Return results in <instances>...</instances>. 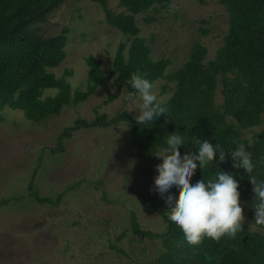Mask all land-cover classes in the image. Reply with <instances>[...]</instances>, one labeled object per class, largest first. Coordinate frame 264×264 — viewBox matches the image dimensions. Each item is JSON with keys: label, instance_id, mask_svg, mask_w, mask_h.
<instances>
[{"label": "rangeland", "instance_id": "374dc122", "mask_svg": "<svg viewBox=\"0 0 264 264\" xmlns=\"http://www.w3.org/2000/svg\"><path fill=\"white\" fill-rule=\"evenodd\" d=\"M115 14L126 13L121 0H108ZM106 11L91 0H66L35 26L44 38L67 30L63 63L49 70L65 79L73 96L86 93L88 59L103 63L110 80L106 90L83 102L73 101L58 116L32 122L24 112L6 108L0 117V264H157L165 247L133 233L136 216L144 231L164 233L167 224L149 203L155 188L149 181L145 154L131 139L135 105L127 94L114 100L117 73L114 61L121 46L127 58L134 38L111 27ZM156 18L152 24L146 19ZM139 36L146 40L151 59L170 60L169 77L190 60L194 47L208 50L205 63L215 61L230 31V13L222 0H175L168 11L150 10L136 16ZM176 84L167 78L153 83L163 104L173 96ZM58 90H46L43 98ZM215 104H224L223 89L217 88ZM121 114L130 119L110 127L84 128L61 140L78 120L93 123L99 116L109 121ZM228 123L240 130L232 118ZM251 145L264 131L262 124L240 130ZM131 165V166H130ZM251 231L264 235L255 224L254 207L240 199Z\"/></svg>", "mask_w": 264, "mask_h": 264}, {"label": "trees", "instance_id": "16d2710c", "mask_svg": "<svg viewBox=\"0 0 264 264\" xmlns=\"http://www.w3.org/2000/svg\"><path fill=\"white\" fill-rule=\"evenodd\" d=\"M65 1L0 0V117L6 108H13L23 111L28 120L41 122L60 115L73 99L80 103L99 88H108L110 80L104 74L103 63L94 57L88 59L90 76L86 93L73 96L71 85L49 72L66 58L67 30L60 36L44 38L38 35L35 26L46 23L49 15ZM91 1L105 9L111 27L134 38L128 57L122 45L115 58L116 92H108L110 100L123 92L127 95L133 92L128 84L133 73L145 76L152 83L167 78L176 84L172 98L164 104L168 114L149 125L136 124L131 132L134 146L147 158L149 181L155 188L149 194V203L163 218L167 230L161 234L144 231L133 215V233L162 241L165 252L157 264H264V235L251 231L247 225L235 237L225 236L218 242L206 237L197 246L189 245L181 229L169 222L168 204L154 183L158 175L156 167L161 163L154 152L164 146L163 141L170 135L179 133L185 137L188 143L182 149L185 157L196 153L195 139L219 143L225 152L244 143L254 165L251 174L243 168H234L231 154L226 153L224 162L219 161L217 154L216 160L204 169L197 162L190 182L213 179L217 172L227 171L240 184V199L253 206L250 175L264 180V131L250 145L240 130L260 126L264 116V0H222L230 13V31L215 61L205 63L208 50L197 45L189 62L169 77L165 72L172 62L151 59L146 40L138 37L136 16L150 10L168 11L175 0H121L127 12L118 15L108 8V0ZM146 21L152 24L156 18ZM219 86L224 95L222 107L215 104ZM46 90H58V94L44 99ZM229 118L237 122L240 130L228 123ZM127 119H130L127 114H121L111 121L106 116H99L93 123L78 120L74 127L65 130L61 140L84 128L110 127ZM173 195L179 198L180 193L176 191Z\"/></svg>", "mask_w": 264, "mask_h": 264}, {"label": "clouds", "instance_id": "9594fccd", "mask_svg": "<svg viewBox=\"0 0 264 264\" xmlns=\"http://www.w3.org/2000/svg\"><path fill=\"white\" fill-rule=\"evenodd\" d=\"M133 92L126 99L135 105V120L138 125H149L161 115L168 114V109L153 91V83L139 73H133L128 80ZM154 155L161 161L157 165L158 175L154 183L158 194L168 204L171 224L179 227L186 242L191 246L199 245L204 238L220 241L225 236L235 237L242 230L245 221L244 209L240 202V184L227 171H219L213 179L190 181L199 162L205 168L210 162L226 160V153L231 154L234 168H243L249 174L254 165L251 154L244 143H239L234 150L225 152L219 143L213 144L207 139H195L196 153L183 156L182 149L187 143L179 133L170 135ZM131 166V165H130ZM253 185V206L255 224L264 226V180L250 175ZM179 191V198L173 195Z\"/></svg>", "mask_w": 264, "mask_h": 264}]
</instances>
